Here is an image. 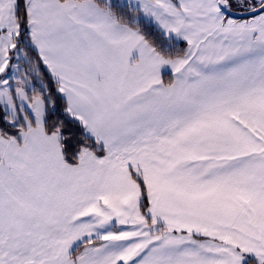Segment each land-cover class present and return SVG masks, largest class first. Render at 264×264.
I'll return each instance as SVG.
<instances>
[{"label": "snow or ice", "instance_id": "6c2138e0", "mask_svg": "<svg viewBox=\"0 0 264 264\" xmlns=\"http://www.w3.org/2000/svg\"><path fill=\"white\" fill-rule=\"evenodd\" d=\"M0 264H264V0H0Z\"/></svg>", "mask_w": 264, "mask_h": 264}]
</instances>
